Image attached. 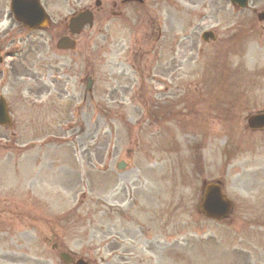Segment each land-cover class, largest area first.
<instances>
[{"label": "rangeland", "instance_id": "1", "mask_svg": "<svg viewBox=\"0 0 264 264\" xmlns=\"http://www.w3.org/2000/svg\"><path fill=\"white\" fill-rule=\"evenodd\" d=\"M94 1L41 0L48 27L5 57L0 93L14 122L0 126V201L11 203L0 216V264H62L55 241L94 264H264V130L246 127L247 114L264 108V0L246 9L100 0L76 48L57 50L67 17ZM209 28L218 42L201 39ZM25 36L0 0V49ZM136 47L144 62L154 58L159 79L167 73L170 91L153 96L147 77L127 76ZM3 137L15 149L1 147ZM26 139L34 149L17 155ZM102 152L106 169L96 166ZM217 178L234 203L223 221L197 211L201 181Z\"/></svg>", "mask_w": 264, "mask_h": 264}, {"label": "water", "instance_id": "2", "mask_svg": "<svg viewBox=\"0 0 264 264\" xmlns=\"http://www.w3.org/2000/svg\"><path fill=\"white\" fill-rule=\"evenodd\" d=\"M233 3L239 6H244L247 0H231ZM12 8L19 20L28 23L31 26H41L46 23V16L43 13L42 8L39 6L36 0H13ZM92 23V15L88 11H82L77 15L70 18L71 26L81 28L84 23ZM73 42L68 38L63 37L59 40L58 46H72ZM8 120L7 111L4 101L0 100V123H6ZM251 126L260 127L264 125V111L263 113L252 115L249 118ZM231 203L226 200L217 185L208 184L206 188L205 200L202 203V207L207 216L221 218L224 216L230 208ZM60 257L65 263H68L69 259L67 254L61 253Z\"/></svg>", "mask_w": 264, "mask_h": 264}, {"label": "flooded vegetation", "instance_id": "3", "mask_svg": "<svg viewBox=\"0 0 264 264\" xmlns=\"http://www.w3.org/2000/svg\"><path fill=\"white\" fill-rule=\"evenodd\" d=\"M217 32L218 31H216V33H214L215 39L213 41H208V42H210V43L218 42L219 35L217 34ZM160 38H161V34H158L157 37H156L157 41H159ZM139 48H142V47H139ZM133 52L135 54H137V55L135 57H130L129 58L130 59V65L135 70L137 75L140 74L142 76V78H144L145 74H143V70L142 69L143 68L147 69V67H149L150 61H148L149 59L147 58V60L144 62V60H145L143 58L144 51L142 49L138 50V47H136ZM173 60H174L175 65L177 66L178 64L176 63V58L173 57ZM164 69H165V67H164ZM155 70L157 71V69H155ZM162 70H163V68H162ZM154 73H157V72H154ZM162 74H163L162 78L166 80L165 82H163L165 84V88H163V91H168L169 88H166V87H168L170 85V82L167 81L168 80V77L166 76L167 73L163 72ZM151 79L154 81V78H151ZM173 79H174V77H173ZM153 86H154V83H151V90L153 89ZM148 117L151 118L150 115Z\"/></svg>", "mask_w": 264, "mask_h": 264}]
</instances>
